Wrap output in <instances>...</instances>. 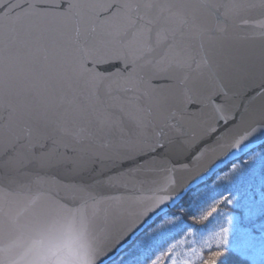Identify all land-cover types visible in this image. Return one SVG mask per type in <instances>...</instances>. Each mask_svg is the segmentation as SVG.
<instances>
[{
	"label": "snow or ice",
	"instance_id": "1",
	"mask_svg": "<svg viewBox=\"0 0 264 264\" xmlns=\"http://www.w3.org/2000/svg\"><path fill=\"white\" fill-rule=\"evenodd\" d=\"M220 7L227 8L225 16L250 8L264 14V0L258 5H218L212 0H0V112L5 114L0 125V157L29 178L28 183L13 178L18 190L0 193V264H32L29 239L50 222H67L78 229L86 241L80 245L79 260L100 264L113 244L177 194L175 188L161 184L157 190L163 194L141 198L138 210L126 217L118 232L98 235L87 205L94 198L96 181L86 175L97 159H107L118 170L117 176L142 170L186 134L185 121L205 115L208 119L200 120V132L184 141V151L199 140L202 148L224 156L264 127V109L237 115L227 98L222 106L214 102L219 88H204L205 83L222 82L226 75L255 79L258 72V87L264 89V51L258 68L251 53L240 49L217 52V41L226 29L210 26L204 19ZM146 68L152 70L151 79L144 76ZM152 79L168 83L153 85ZM177 88L181 102L171 113L175 123L156 125V114L169 100L161 93ZM189 105L194 106L191 113ZM220 123L225 125L223 131ZM50 127L63 129L65 135L75 129L80 143L118 136L121 147L103 157L82 156L76 148L69 155L68 144L45 133ZM147 129H153L152 134L145 135ZM167 163L162 161L165 170ZM43 183H55L78 202L69 206L57 201L49 210L36 209L42 197L27 193L32 184ZM16 199L26 204L13 215L8 203ZM224 202L232 203L224 196L197 222L208 220ZM228 231L221 227L202 240L200 247H191L187 258L172 264H216L222 253L213 251L205 259L203 248L211 247L213 241L217 248L227 245ZM6 232L11 237L7 242ZM177 247L173 243L167 253ZM164 256L161 252L151 264H163Z\"/></svg>",
	"mask_w": 264,
	"mask_h": 264
},
{
	"label": "water",
	"instance_id": "2",
	"mask_svg": "<svg viewBox=\"0 0 264 264\" xmlns=\"http://www.w3.org/2000/svg\"><path fill=\"white\" fill-rule=\"evenodd\" d=\"M218 5H229L233 2L256 4L260 0H212ZM226 7H220L216 12L205 17L204 23L212 26L219 24L226 31L222 33L217 41L216 50L218 53L225 51L240 49L242 51L253 54L257 58V68L261 52L264 51V14L259 8H250L239 12L235 15L225 16ZM245 37H251L245 39ZM201 59V57H197ZM144 76L147 79L152 78V70L144 69ZM177 75H181L177 73ZM168 81L152 79L153 85L165 86ZM258 72L255 79L235 77L226 75L222 78V82L218 81L215 85L205 83L204 88L210 89L213 86L220 89L219 94L214 97V102L218 106L225 103V99L234 106V112L239 113L249 110L254 114H258L264 109V89L258 87ZM161 95H166L168 106L158 112L155 116V124L163 126L165 123H175L171 119V113L181 102V90L179 88L172 91H164ZM187 111H194V106L189 105ZM4 113L0 112V125L3 124ZM208 119L205 115L200 118H193L191 121L184 122L185 135L177 138V143L156 162L150 166H145L142 170H135L131 174L117 176V169L114 168L107 159H97L92 165V171L86 175L95 177L93 199L87 200L89 215L92 218L93 230L98 235H103L107 231L113 234L118 232L122 223L128 215L138 210V202L143 197L161 195L157 189L161 184H166L170 189L175 188L177 192L175 198L170 202L162 205L157 211L153 212L145 219L136 229L129 233L124 239L113 244L107 253L102 256L100 264H107L115 259L125 248L132 244L137 237L149 228L155 220L174 208L181 199L197 185L206 182L212 178L214 173L223 168L230 162L240 158L254 148L264 145V127H260L254 134L245 140L239 149H232L224 156L222 154L207 151L201 147L199 140L187 151L182 149L184 141L190 136L197 135L200 132V120ZM132 134H136V130L128 126ZM221 131L225 125H218ZM158 131V128L155 129ZM46 134L61 140L62 143L68 144V154L72 155V148H76L82 156L95 154L98 157L106 156L121 147L120 138L113 136L103 141H97L94 144L80 143L75 136V129H70L72 134L65 135L63 129L50 127L44 130ZM153 129L145 130V135L152 134ZM167 132V129H165ZM199 149V151H198ZM61 151H64L61 147ZM5 157H0V193L4 191L16 192L17 184L13 182V178H18L22 183H28L29 178L24 177L21 171L13 170V166L5 163ZM162 161H167V170H165ZM180 161V163H176ZM214 161V162H213ZM35 168V165H33ZM60 172L61 170H56ZM177 183L182 187H176ZM30 197L37 195L42 198L37 201L35 208L39 210H49L54 202H63L72 206L78 202L72 200V193L64 190L55 183L32 184L31 190L27 193ZM175 194V193H173ZM26 202L23 200H11L8 207L12 214L15 215L25 207ZM10 234L5 233L4 239L7 242Z\"/></svg>",
	"mask_w": 264,
	"mask_h": 264
},
{
	"label": "trees",
	"instance_id": "3",
	"mask_svg": "<svg viewBox=\"0 0 264 264\" xmlns=\"http://www.w3.org/2000/svg\"><path fill=\"white\" fill-rule=\"evenodd\" d=\"M233 168H236L235 172ZM224 196H228L232 203L219 204L208 220L197 222L200 215ZM221 227L229 230L228 243L217 248L213 241L211 247L203 248L205 259L213 251H220L222 254L216 264H264V252L253 254L242 250L239 237L245 232L264 237V145L230 162L217 170L210 180L189 190L174 208L158 217L107 264H151L161 252L165 253L163 264H172L175 259L187 258L185 254L191 247H200L202 240ZM189 231L194 235L189 236ZM182 239L186 243L180 245ZM193 240L197 242L195 245ZM173 243L178 247L168 254L167 249Z\"/></svg>",
	"mask_w": 264,
	"mask_h": 264
},
{
	"label": "clouds",
	"instance_id": "4",
	"mask_svg": "<svg viewBox=\"0 0 264 264\" xmlns=\"http://www.w3.org/2000/svg\"><path fill=\"white\" fill-rule=\"evenodd\" d=\"M85 242L79 230L67 222H50L49 227L32 233L28 243L33 253L29 259L32 264H83L78 254Z\"/></svg>",
	"mask_w": 264,
	"mask_h": 264
},
{
	"label": "rangeland",
	"instance_id": "5",
	"mask_svg": "<svg viewBox=\"0 0 264 264\" xmlns=\"http://www.w3.org/2000/svg\"><path fill=\"white\" fill-rule=\"evenodd\" d=\"M240 238V247L242 250L250 251L253 254H258V252H264V237L261 236H253L251 232H245L239 234Z\"/></svg>",
	"mask_w": 264,
	"mask_h": 264
}]
</instances>
